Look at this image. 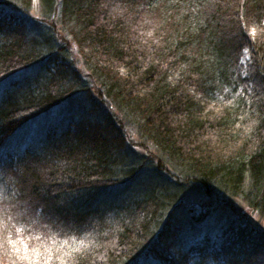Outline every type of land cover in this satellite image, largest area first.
I'll list each match as a JSON object with an SVG mask.
<instances>
[{"label":"trees","instance_id":"1","mask_svg":"<svg viewBox=\"0 0 264 264\" xmlns=\"http://www.w3.org/2000/svg\"><path fill=\"white\" fill-rule=\"evenodd\" d=\"M26 69L0 264H264V0H0V85Z\"/></svg>","mask_w":264,"mask_h":264},{"label":"rangeland","instance_id":"2","mask_svg":"<svg viewBox=\"0 0 264 264\" xmlns=\"http://www.w3.org/2000/svg\"><path fill=\"white\" fill-rule=\"evenodd\" d=\"M32 73V69H26V71L15 75L13 78L6 80L0 85V90L9 88L10 84L14 81L18 82L24 81ZM85 107L84 100L79 96H74L71 101H66L53 108H51L46 113L40 115L38 118L28 123L24 128L18 131L13 137L7 140L4 144L3 151L19 154L26 147L32 144L33 141L39 140L45 135V131L51 125L58 123L59 121H64L69 118H77ZM247 218L255 220V218L249 215L247 210L244 211ZM261 225V224H260Z\"/></svg>","mask_w":264,"mask_h":264}]
</instances>
